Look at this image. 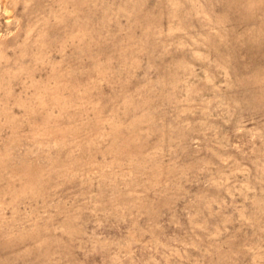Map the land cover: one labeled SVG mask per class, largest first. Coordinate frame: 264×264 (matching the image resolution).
<instances>
[{"label":"rangeland","instance_id":"1","mask_svg":"<svg viewBox=\"0 0 264 264\" xmlns=\"http://www.w3.org/2000/svg\"><path fill=\"white\" fill-rule=\"evenodd\" d=\"M0 264H264V0H0Z\"/></svg>","mask_w":264,"mask_h":264}]
</instances>
